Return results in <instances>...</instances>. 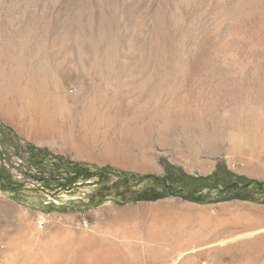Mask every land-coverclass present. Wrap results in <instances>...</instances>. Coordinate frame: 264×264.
Masks as SVG:
<instances>
[{"label":"rangeland","instance_id":"rangeland-1","mask_svg":"<svg viewBox=\"0 0 264 264\" xmlns=\"http://www.w3.org/2000/svg\"><path fill=\"white\" fill-rule=\"evenodd\" d=\"M178 169L264 183V0H0V264H264V187L134 200Z\"/></svg>","mask_w":264,"mask_h":264},{"label":"trees","instance_id":"trees-1","mask_svg":"<svg viewBox=\"0 0 264 264\" xmlns=\"http://www.w3.org/2000/svg\"><path fill=\"white\" fill-rule=\"evenodd\" d=\"M29 152L31 153V158H32V162L36 160V153H40L41 155L43 154V157L46 158V154H48V151L46 150H41V149H36L32 146H30L28 148ZM58 159H60L61 163H64L65 160L63 157H58ZM61 163H54V166L58 169L61 165ZM32 164L31 167L33 165L35 166H39L38 168L40 169L38 171V173L35 174H28L31 175V177L37 178L39 180H43V181H53V180H58L60 181L62 179V173L61 172H55L54 170H47L46 168L42 167V165L44 164V160H39V162H35V163H30ZM69 166H71L74 170L69 174V176H65V179H72L75 178L76 175H78L80 172H82V170L86 169L84 168V166L82 164L79 163H68ZM179 170V179L180 181H178L177 184L182 183V185H175V183L170 182L169 178L167 177H159V176H155V175H148L146 176L147 179H152L153 181H158L159 183H161V190L159 188H155L154 185L152 186H148L146 188H144L143 190H141L136 197L134 198L135 201H139V200H157L160 198H164V197H168L170 195H175V196H182L184 198H188L191 199L193 201H197V202H203L206 201L205 197L207 196L208 193H204L205 189H209V191L211 189H215L218 187H223L222 190H226V189H237L239 192L236 194V196L234 197H238V198H242V199H247V197L243 196L242 193L247 191L249 189V187L253 186V185H258L261 189L264 187V183L257 181V180H247L245 183L244 181H242L241 186H237V182L236 183H227L225 182L223 179H221L220 181L213 182L212 180H214L215 178H219L220 175L218 172H215L212 175L209 176H196V175H192L189 174L187 172H185L182 169H178ZM173 172V171H172ZM171 172V173H172ZM29 173V172H27ZM0 177L3 180V173L0 172ZM232 174L229 173L226 175V178H232L231 177ZM61 183V182H59ZM233 184V185H232ZM186 190L191 191V193H193L194 195L190 196V194H188L186 192ZM212 202L214 200H211Z\"/></svg>","mask_w":264,"mask_h":264},{"label":"crops","instance_id":"crops-1","mask_svg":"<svg viewBox=\"0 0 264 264\" xmlns=\"http://www.w3.org/2000/svg\"><path fill=\"white\" fill-rule=\"evenodd\" d=\"M142 213L145 214V216L142 215L144 217V220L145 221L146 220H155L157 218L160 219L159 217H164L165 216V213L154 212V211L153 212H151V211H149V212L146 211L145 212L144 211ZM147 215L149 216L148 218H146ZM192 217H194L198 221V224L200 226H202V225L203 226H206L208 229H211V230H214L215 228H218L219 229L220 227H224L223 224L225 223L224 221H226L225 220V217L223 215H221L219 213H216V212H214V214H208V213H205V214H197V215L195 214V215H192ZM166 226L168 227V225H166ZM153 227H149L151 229V231H152V228ZM164 228H165V226L163 227V229ZM200 241L203 242V238H201ZM208 244H212V243H207V245ZM196 248H202V247H195L194 246V247L191 248V250L194 251ZM188 251L189 250H187V249H182L180 252L181 253H183V252L186 253Z\"/></svg>","mask_w":264,"mask_h":264},{"label":"bare ground","instance_id":"bare-ground-1","mask_svg":"<svg viewBox=\"0 0 264 264\" xmlns=\"http://www.w3.org/2000/svg\"><path fill=\"white\" fill-rule=\"evenodd\" d=\"M252 234H255V232H248V233H246V234H242V235H239L237 238H235V239H240V238H243V237H245V236H250V235H252ZM66 238V237H65ZM86 238V237H85ZM87 239V238H86ZM86 239H84V241H86ZM89 239V238H88ZM87 239V240H88ZM66 241V240H65ZM88 242V241H87ZM84 243V242H83ZM97 256V255H96ZM105 257V256H104ZM104 257H102V256H99L98 257V260H100V261H105L106 260V258H107V256H106V258H104ZM181 257V256H180ZM109 258V257H108ZM96 260V259H95ZM178 260V259H177ZM176 260V261H177ZM107 261V260H106ZM98 262V261H97Z\"/></svg>","mask_w":264,"mask_h":264},{"label":"built area","instance_id":"built-area-1","mask_svg":"<svg viewBox=\"0 0 264 264\" xmlns=\"http://www.w3.org/2000/svg\"><path fill=\"white\" fill-rule=\"evenodd\" d=\"M235 167L237 166V163L236 162H234V164H233Z\"/></svg>","mask_w":264,"mask_h":264}]
</instances>
